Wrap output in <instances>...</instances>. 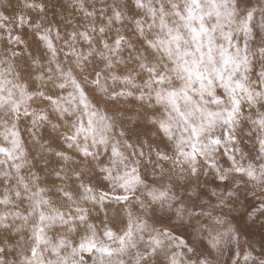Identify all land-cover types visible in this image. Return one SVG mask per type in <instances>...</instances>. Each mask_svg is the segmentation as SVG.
<instances>
[{
  "label": "snow or ice",
  "instance_id": "snow-or-ice-1",
  "mask_svg": "<svg viewBox=\"0 0 264 264\" xmlns=\"http://www.w3.org/2000/svg\"><path fill=\"white\" fill-rule=\"evenodd\" d=\"M51 7L50 0L39 5L0 0V21L15 16L17 28L51 47L40 31ZM124 7L128 11L122 14L112 5L105 20L120 25L131 17V35L117 28L113 40L102 38L99 45L114 55L122 45L128 49L120 59L125 78L133 73L142 78L137 100L147 96L162 110L149 120L155 135L151 143L143 141L147 152L141 147L139 159L115 171L100 163L103 157L89 160L92 152L81 149L85 159L72 176L56 175L78 182L80 198L91 203L100 227L82 207L67 217L41 214V225H86V231L77 243L60 239L47 247L51 255L45 259L37 253L49 241L44 227H37L35 245L14 264H241V256L243 264H264V0H127ZM98 31L103 34L104 27ZM68 35L74 39L77 33ZM79 36L92 42L85 28ZM12 39L23 44L19 35ZM105 68L111 71L109 59L103 68L94 66L97 82ZM79 91L87 108L86 94ZM86 114L87 124L81 121L76 133L95 143L96 113ZM100 143H106L103 137ZM111 156L128 160L116 145ZM85 168L92 171L95 188L84 184ZM241 208L243 223L236 216ZM11 240L7 234L0 238V264H13Z\"/></svg>",
  "mask_w": 264,
  "mask_h": 264
},
{
  "label": "rangeland",
  "instance_id": "rangeland-1",
  "mask_svg": "<svg viewBox=\"0 0 264 264\" xmlns=\"http://www.w3.org/2000/svg\"><path fill=\"white\" fill-rule=\"evenodd\" d=\"M32 3L39 5L45 0H32ZM50 3L53 7L48 10L40 31L51 47L40 46L31 32L17 28L15 16L0 21V225L11 226L6 230L0 227V238L5 234L12 237L9 260L13 264L35 245L37 227H44V238L49 241L47 246L41 244L37 253L43 254L45 259L51 255L47 247L60 239L77 243L86 231V225L76 229L53 227L51 221L41 225V214L67 217L69 213L75 215L74 208L82 207L92 213L99 228L91 203L80 198L78 182L59 180L56 173L71 177L73 168L80 167L85 159L80 155L81 149L92 152L89 160L103 157L100 163H110L114 171L122 163L139 159V149L148 150L143 141L151 143L155 135L150 118L162 115L154 100L147 96L137 100L142 78L135 73L131 79L125 78L127 69L120 58L128 55V49L122 45L124 50L114 55L99 45L102 38L113 40L117 28L121 35H131V17L120 25L105 20L111 15L114 4L120 7L122 14L126 13L127 0H50ZM81 7L94 15L85 16L79 10ZM48 21H53L51 28ZM90 26H95L97 31H92ZM101 26L103 34L98 31ZM82 28L92 38L90 44L81 40ZM73 31L77 35L70 39L68 33ZM17 35L23 44L12 39ZM105 59L112 62L111 71L105 68L97 82L93 68H103ZM61 84L63 89L59 87ZM79 89L86 94L87 108L81 104ZM86 113H96L93 117L95 143L92 136L85 138L82 133H76L81 121L87 124ZM70 136L74 139L67 141ZM101 137L105 144L100 143ZM66 143L71 147H66ZM112 145H116L128 160L112 157ZM92 176V171L83 170L84 184L91 183L95 188L97 181L90 180ZM244 211L241 208L236 213L241 223ZM196 212L198 214L199 209ZM55 223L59 225L60 222ZM259 238L257 233L255 239L259 241ZM5 250L9 251L7 245ZM240 260L243 264L242 256Z\"/></svg>",
  "mask_w": 264,
  "mask_h": 264
}]
</instances>
